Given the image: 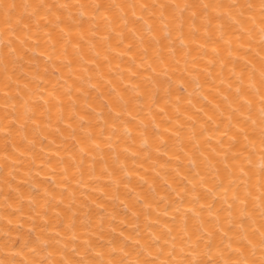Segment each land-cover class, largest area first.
I'll use <instances>...</instances> for the list:
<instances>
[{"label":"bare ground","instance_id":"1","mask_svg":"<svg viewBox=\"0 0 264 264\" xmlns=\"http://www.w3.org/2000/svg\"><path fill=\"white\" fill-rule=\"evenodd\" d=\"M0 264H264V0H0Z\"/></svg>","mask_w":264,"mask_h":264}]
</instances>
